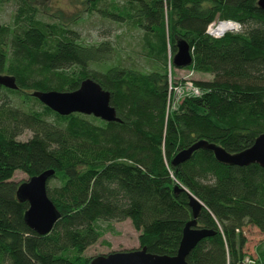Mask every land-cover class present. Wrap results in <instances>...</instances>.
<instances>
[{"label":"trees","instance_id":"obj_1","mask_svg":"<svg viewBox=\"0 0 264 264\" xmlns=\"http://www.w3.org/2000/svg\"><path fill=\"white\" fill-rule=\"evenodd\" d=\"M14 1L12 26L0 27V74L17 86L0 85V264H89L86 249L100 240L110 246L102 239L110 223L127 219L139 248L173 256L192 219L187 192L203 204L197 227L214 231L187 254L188 264H246V257L264 264V168L224 164L205 149L172 164L199 140L235 153L264 133V10L257 0H112V10L106 0H83L86 11L140 29L142 67L109 41L86 43L57 16L43 20L34 0ZM216 19L240 30L213 38L206 29ZM179 39L193 58L186 68L210 79L195 80L201 94L169 110L168 56ZM87 77L110 93L119 121L59 115L31 94L73 91ZM26 130L32 135L19 140ZM48 169L46 191L59 216L39 234L25 223L27 201L16 197L23 181L12 178ZM247 227L262 235L253 255Z\"/></svg>","mask_w":264,"mask_h":264},{"label":"water","instance_id":"obj_2","mask_svg":"<svg viewBox=\"0 0 264 264\" xmlns=\"http://www.w3.org/2000/svg\"><path fill=\"white\" fill-rule=\"evenodd\" d=\"M257 5L264 10V0H257ZM192 59L188 42L179 39L176 42V52L173 55L172 64L176 68L186 67L192 63ZM0 85L11 89L17 87L14 77L7 74H0ZM31 94L59 115L77 112L92 115L104 121H119L116 110L110 103V93L89 77L83 79L78 88L73 91H33ZM198 149L211 151L215 159L224 164L245 166L255 163L264 168V133L258 135L251 146L235 153H230L215 143L199 140L179 151L173 157L172 164L177 165L185 162ZM53 173L52 169H48L31 176L21 182L16 190V197L20 201L28 203V208L24 213L25 223L39 234L50 232L59 216L58 210L46 191L47 182ZM180 190H184V188L178 185L174 186V191ZM187 193L192 219L183 228L175 255L153 254L142 247L100 254L92 257L89 264H188L187 254L201 239L212 235L214 231L197 227V217L203 204L191 193Z\"/></svg>","mask_w":264,"mask_h":264},{"label":"rangeland","instance_id":"obj_3","mask_svg":"<svg viewBox=\"0 0 264 264\" xmlns=\"http://www.w3.org/2000/svg\"><path fill=\"white\" fill-rule=\"evenodd\" d=\"M105 1V9L112 10L110 2ZM120 5L123 0H115ZM35 6L38 8L40 16L43 20L53 22L54 16L59 17L64 23L70 25L75 30L83 41L86 43H97L100 41L111 42L121 53H127L135 58L136 64L139 67L146 66V62L141 57L142 32L132 23L126 20H117L111 16L103 17L98 12L90 13L86 11V5L83 0H34ZM16 14V4L14 0L3 2L0 0V22L2 26H12L13 19ZM218 20V19H216ZM225 20V19H223ZM215 21V20H214ZM221 21H216L212 24L211 31H215ZM213 33V32H210ZM227 31H224V35ZM213 35H215L213 33ZM176 52V51H175ZM169 55V52H168ZM172 57L168 56L169 83L176 89L175 100L169 110L176 108L178 100L190 96H198L194 93L195 80L210 79V75L195 72L186 67L176 68L172 66ZM196 91V90H195ZM179 103V101H178ZM30 107L40 110V105L32 102ZM47 118L52 120L53 117L48 115ZM32 135L29 130L24 131L18 136L19 140H26ZM28 177L21 171H16L12 180L16 183L26 180ZM112 230L107 231L102 239L110 242V246L104 245L102 240L88 247L84 254L88 257H94L100 254H105L113 251L131 250L139 248L138 232L133 228L130 220L112 221L110 223ZM247 245L246 250L249 254H254V247L258 244L262 235L252 227L246 228Z\"/></svg>","mask_w":264,"mask_h":264},{"label":"built area","instance_id":"obj_4","mask_svg":"<svg viewBox=\"0 0 264 264\" xmlns=\"http://www.w3.org/2000/svg\"><path fill=\"white\" fill-rule=\"evenodd\" d=\"M216 21L225 22L224 24L223 23H220V25L218 27H216V32H218L217 34L220 33L219 35H216V33H215L214 30L211 31L212 24L216 23ZM239 30H240V24L238 22H235V21H232V20H215V21L211 22L207 26L206 32L208 33V35H210L213 38H221L224 35V31L225 32L226 31L227 32H236V31H239ZM210 32H213L215 35H213V33H210ZM190 84L192 85L194 83L191 82ZM193 90H194V93L196 95L199 96L201 94V91L195 85H194ZM170 92L172 93L173 102H174V100H175V94H176V89L171 86L170 87ZM185 96H190V95L189 94H186ZM178 101H180V100H178ZM178 101H176V102L178 103ZM244 262L246 264H254V262L249 257H246L244 259Z\"/></svg>","mask_w":264,"mask_h":264}]
</instances>
